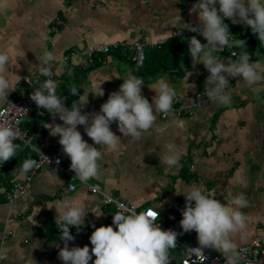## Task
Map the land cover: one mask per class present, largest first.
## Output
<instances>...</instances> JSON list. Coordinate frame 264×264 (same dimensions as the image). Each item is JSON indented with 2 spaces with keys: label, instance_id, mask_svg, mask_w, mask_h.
<instances>
[{
  "label": "crops",
  "instance_id": "1",
  "mask_svg": "<svg viewBox=\"0 0 264 264\" xmlns=\"http://www.w3.org/2000/svg\"><path fill=\"white\" fill-rule=\"evenodd\" d=\"M8 2L9 7L0 12V50L7 51L11 57L13 66L8 71L15 90L10 91L7 99L19 96L16 85L24 76H33L38 71L39 60L48 52L54 54L53 61L57 62L56 76L51 79L58 81L57 92L67 98L65 104L69 108L78 102V96H73L70 90L76 86L80 94H89V102L82 111L99 112L101 104L111 92L119 89L129 72L144 81L142 94L150 103L155 96L150 87L160 79L174 87L175 98L185 108L195 103L199 95L204 98L202 105L191 111L169 112L166 118L158 114L153 126L136 142H129L113 122L111 130L121 137L119 151L113 153L105 146H97L103 153L100 175L87 182L127 204L137 208L151 206L162 216L179 222L185 198L178 192L202 186L214 193L221 203L243 193L249 202L243 209L246 228L231 234V239L238 248L256 236L264 242V82L250 87L242 82V77H229L230 86L225 91L231 94L232 102L223 105L206 96L209 73L202 63L193 68L185 48L176 47L174 53L178 50L179 58L167 62V67L152 61L159 56L161 46L172 40L177 44L189 41L193 36H172L177 28H186L184 23H198V15L192 11L193 4L181 0ZM57 17L63 22L55 32L53 21ZM224 22L237 39L246 41V48L235 47L238 52H248L250 62L264 73V44H260L249 26L233 24L227 18ZM194 35L202 44L207 43L203 36ZM135 40L146 45L148 64L144 67L134 64L132 42ZM121 42L128 47L105 54L102 61L88 70L81 68L80 62L87 59L83 53L86 50ZM70 53L75 54L63 61V56ZM214 55L225 62L228 58L239 59L229 48ZM46 79L42 78L36 88ZM100 87L104 90L102 97L94 95ZM52 122V116L45 109L35 106L24 124L35 145L45 139L48 153L63 151L59 137L51 136L46 128ZM55 123L62 121L56 117ZM78 130L83 139L93 144L83 126H78ZM16 144L20 145L16 156L0 164V264H63L58 258L63 241L56 223L59 221L57 210L62 211L61 202L65 198H75L87 210L79 233L72 226L75 240L69 242V246L88 245L91 250L89 237L93 225L111 224L113 214L118 212L115 205H104L100 195L91 193L86 184L78 181L74 190L64 189L61 193L70 179L52 165H46L33 176L32 187L24 195L9 200L7 190L10 186L24 181L31 171H22L23 162L37 157L28 146L19 141ZM177 151L180 159L176 166L168 167L161 162L164 154ZM64 157V163L70 165L69 157ZM181 240L189 243L191 235L185 233ZM170 252L178 260L183 248L177 245Z\"/></svg>",
  "mask_w": 264,
  "mask_h": 264
},
{
  "label": "clouds",
  "instance_id": "2",
  "mask_svg": "<svg viewBox=\"0 0 264 264\" xmlns=\"http://www.w3.org/2000/svg\"><path fill=\"white\" fill-rule=\"evenodd\" d=\"M8 7V0H0V12ZM192 11L198 15V23H184L186 29L203 36L207 43L202 44L193 35L188 41V51L193 68L202 63L209 73L205 89L210 101L223 105L232 102L231 94L225 91L230 86L229 77H242V82L250 87L264 82V73L250 62L251 55L248 52L241 51L238 60L228 58L227 62L214 55L225 48H246L245 40L234 38L230 33L225 18L233 24L249 26L260 44H264V0H196ZM55 59L54 54L48 52L39 60V75L47 79L31 93V99L38 108L45 109L52 116L53 122L47 124L46 128L51 136L59 137V144L71 161L70 168L82 182L100 175L103 153L97 146H105L113 153L119 151L121 137L111 130L113 122L117 123L119 132L129 142H136L142 139L144 131L153 126L158 114H167L172 110L177 92L167 80L160 79L154 87H150L155 91L153 102L150 103L142 94L144 81L131 72L123 78L119 89L111 92L101 104L99 112L82 111L89 102V94H80L76 86L70 90L73 96H78V102L69 108L65 104L67 98L57 92L58 81L51 79L55 75L51 62ZM10 61L8 52L0 50V104L10 102L7 97L11 90H15L8 71L13 66ZM94 95L102 97L104 90L100 87V91ZM56 117L62 123H55ZM78 126H83L93 144L83 139ZM17 139L16 127L0 114V164L16 156L20 148L19 144L14 143ZM179 159L178 151L166 153L160 158L168 167L176 166ZM39 167L35 159L29 158L23 162L22 171L27 173ZM177 194H183L185 198L180 226L184 232L194 230L200 245L189 248V251L205 258L203 249L213 248L225 254L227 264H238L241 254L231 234L246 228L247 218L243 209L249 206V202L245 195L240 193L227 200V203H221L214 193L202 186H193ZM61 208L62 211L56 210L60 240L63 241L58 258L63 264H90V261L92 264H170V250L177 246V233L161 228L157 223L158 211L136 212L124 208L123 211L115 212L111 224L99 227L93 225L94 230L89 237L92 245L90 250L88 245L69 246V242L75 240L70 226L79 233L87 210L75 198H65Z\"/></svg>",
  "mask_w": 264,
  "mask_h": 264
},
{
  "label": "built area",
  "instance_id": "3",
  "mask_svg": "<svg viewBox=\"0 0 264 264\" xmlns=\"http://www.w3.org/2000/svg\"><path fill=\"white\" fill-rule=\"evenodd\" d=\"M182 2L194 4L196 0H181ZM63 20L61 17H57L53 21V30L57 32L59 30V25L62 24ZM230 31V30H229ZM230 33L236 38L235 34L230 31ZM195 33L188 31L186 28H177L173 32V38H179L182 36H191ZM125 42L116 43V44H101L94 46L91 49L86 50L85 53L87 59H84L80 62L81 68L88 70L96 65L98 61H102L105 54L110 53L112 50H124L128 46ZM132 45L135 47V53L133 56V61L137 66H142L146 57V45L141 41H133ZM231 53H235L234 56H239V52L235 47L229 48ZM75 53H70L63 56L62 60L67 61ZM62 61V62H63ZM56 67L57 62H51V69L55 73L51 78L56 76ZM42 78H47L39 75L37 71L33 76H24L22 81L16 85V89L19 90L18 97H11L8 99L10 102H6L4 105L0 106V114L3 115V119L7 121L10 125L16 127L18 131L19 139L15 140L21 142L24 146L31 148L36 154V161L40 164L38 169H32L29 174L26 176L24 181H17L7 190V197L9 200H13L17 196L24 195L31 187L33 176L42 170L46 165H52L61 172H63L69 179L70 183L64 189L69 191L76 188L75 182L86 184L88 190L93 194H98L101 197V201L104 205L114 204L118 212L123 211L124 208L134 209L136 212L156 210L151 206H146L143 208H137L136 206L127 204L115 197L112 193L106 192L101 189L98 185L91 184L89 182H82L79 178L75 177L74 171L70 168V165L64 163V156L66 154L61 150H56L53 153L46 152L47 142L45 139H40V145H35L31 138L28 136L27 130L24 129L25 122L29 119L31 112L35 108L36 104L31 99V93L34 92L37 88V84ZM29 81H32L30 84ZM204 98L201 95L197 98L195 103H192L188 108L183 107L180 104L178 98L174 99L172 110L177 114H181L184 111H191L193 108L200 107L203 103ZM162 117L166 118L167 114H161ZM19 121L17 124L16 122ZM123 206V207H122ZM158 211V210H156ZM159 212V211H158ZM157 223L161 226L163 230L171 229L177 233V245L183 248V254L179 257L178 260H175L170 252V264H227L225 254L216 252L213 248H204L203 252L205 258L202 256H197L195 252H190L189 248L200 247L197 240V233L193 230L190 232H184L180 226L179 221L170 220L167 217H164L159 212V217ZM59 221L56 223V230H58ZM70 232L73 234V228L70 226ZM60 233V232H59ZM189 233L191 235V241L186 243L181 240V237ZM238 251H240L241 259L238 264H264V242L260 236H256L250 242L239 246Z\"/></svg>",
  "mask_w": 264,
  "mask_h": 264
},
{
  "label": "trees",
  "instance_id": "4",
  "mask_svg": "<svg viewBox=\"0 0 264 264\" xmlns=\"http://www.w3.org/2000/svg\"><path fill=\"white\" fill-rule=\"evenodd\" d=\"M176 47H178L180 50L182 48H185L188 51V40L187 39L186 40H182L178 44L177 43H174L173 40H172V43L171 42L166 43L165 45H163V46L160 47V50H159L160 54H159V56L157 55L156 56V59H152V61L159 62V65L160 66L167 67V62H170V63L173 62V61L175 62V60L177 61V59L179 58L178 50H177L176 53H174V50L176 49ZM161 57H163V59H161ZM174 57H176L175 60H173ZM147 60L148 59H146V57H145L144 63L140 67L146 66L148 64V61ZM134 64H135V62H134ZM136 67H137V65H136Z\"/></svg>",
  "mask_w": 264,
  "mask_h": 264
}]
</instances>
